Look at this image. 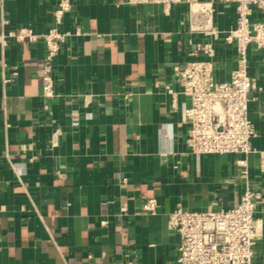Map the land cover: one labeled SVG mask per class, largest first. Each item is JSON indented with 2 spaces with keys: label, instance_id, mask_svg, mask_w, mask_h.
Listing matches in <instances>:
<instances>
[{
  "label": "crops",
  "instance_id": "crops-1",
  "mask_svg": "<svg viewBox=\"0 0 264 264\" xmlns=\"http://www.w3.org/2000/svg\"><path fill=\"white\" fill-rule=\"evenodd\" d=\"M63 1L68 38L55 60L56 97L45 101V44L3 46V21L45 33ZM127 1L0 0V264H179L170 214L230 209L246 190L242 156L191 152V101L178 82L196 43L213 44L215 79H229L238 50L225 37L236 6L215 4L214 41L191 33L187 1ZM263 19L254 9L252 20ZM248 67L252 144L262 151L264 50L248 48ZM247 160L249 185L264 195L260 156ZM150 199L155 214L143 211ZM256 218L253 264H264V203Z\"/></svg>",
  "mask_w": 264,
  "mask_h": 264
},
{
  "label": "built area",
  "instance_id": "built-area-1",
  "mask_svg": "<svg viewBox=\"0 0 264 264\" xmlns=\"http://www.w3.org/2000/svg\"><path fill=\"white\" fill-rule=\"evenodd\" d=\"M189 2L190 31L203 34L214 41L220 32L214 24L215 4L231 3L236 6L237 25L225 37L238 50V66L229 79H215L212 43L193 44V50L184 70L179 75L183 94L189 97L187 117L190 124L189 148L193 154H219L242 156L238 161L241 178L247 187L236 206L219 211H189L178 206L169 216V227L180 238L177 248L179 264H253L260 222L256 218L257 206L264 203V195L249 185L248 156H260V170L264 173V150L253 147L257 136L249 116L251 94L255 89L249 75L248 48L251 45L264 50V19L252 20L253 10L264 14V0H128L131 6L162 5L167 8ZM69 10L66 1L55 12V23L45 33L35 32L28 27L7 29L1 35L3 46L9 42L33 44L42 41L46 55L42 67V97L45 101L56 97L54 68L68 34L61 31L62 18ZM200 56L205 58L201 59ZM13 75H17L14 68ZM9 81V80H6ZM170 93L173 91L167 88ZM157 199L147 200L143 205L146 214H155ZM124 264H137L129 258Z\"/></svg>",
  "mask_w": 264,
  "mask_h": 264
}]
</instances>
